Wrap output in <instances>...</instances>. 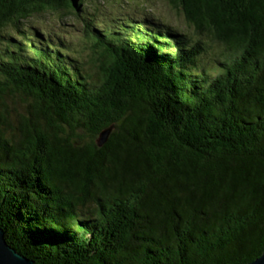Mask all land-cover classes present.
<instances>
[{
	"label": "trees",
	"instance_id": "trees-1",
	"mask_svg": "<svg viewBox=\"0 0 264 264\" xmlns=\"http://www.w3.org/2000/svg\"><path fill=\"white\" fill-rule=\"evenodd\" d=\"M88 1L0 0L6 243L35 264L254 261L264 252V0H167L194 39L155 21L84 19L95 78L47 28L26 25ZM8 98L22 104L15 125Z\"/></svg>",
	"mask_w": 264,
	"mask_h": 264
},
{
	"label": "rangeland",
	"instance_id": "rangeland-1",
	"mask_svg": "<svg viewBox=\"0 0 264 264\" xmlns=\"http://www.w3.org/2000/svg\"><path fill=\"white\" fill-rule=\"evenodd\" d=\"M77 15L83 19H79L80 17ZM84 19H92L99 26L110 29L121 25L124 19L155 21L162 25H169L171 28L185 33L191 39L195 38V34L186 25L181 12L171 8L167 0H89L79 6L77 13L65 10L46 11L28 19L26 25L36 29L38 34L40 28H47L52 36L58 38L60 44L68 48L70 54L67 57L72 61V65H81L84 71L95 78L97 68L90 60L89 45L91 40L84 34ZM97 29L99 28H93V33H96ZM42 37L45 35L43 34ZM211 51L214 54L218 52V49L213 45ZM6 103L10 108L11 120L15 125L16 115L12 109H19L21 113L22 104L11 98H8Z\"/></svg>",
	"mask_w": 264,
	"mask_h": 264
},
{
	"label": "water",
	"instance_id": "water-1",
	"mask_svg": "<svg viewBox=\"0 0 264 264\" xmlns=\"http://www.w3.org/2000/svg\"><path fill=\"white\" fill-rule=\"evenodd\" d=\"M111 131L112 126L100 132L96 139L97 147H102L107 142ZM0 264H35L34 261L26 258L6 243L2 229H0ZM247 264H264V252Z\"/></svg>",
	"mask_w": 264,
	"mask_h": 264
}]
</instances>
